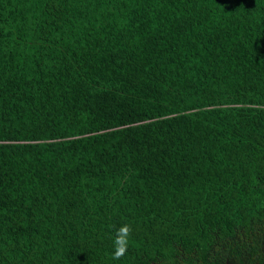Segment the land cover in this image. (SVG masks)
I'll list each match as a JSON object with an SVG mask.
<instances>
[{
    "label": "trees",
    "instance_id": "16d2710c",
    "mask_svg": "<svg viewBox=\"0 0 264 264\" xmlns=\"http://www.w3.org/2000/svg\"><path fill=\"white\" fill-rule=\"evenodd\" d=\"M0 264H264V0H0Z\"/></svg>",
    "mask_w": 264,
    "mask_h": 264
},
{
    "label": "clouds",
    "instance_id": "9594fccd",
    "mask_svg": "<svg viewBox=\"0 0 264 264\" xmlns=\"http://www.w3.org/2000/svg\"><path fill=\"white\" fill-rule=\"evenodd\" d=\"M133 234L131 224H123L116 229L115 238L113 241L114 251L112 259L119 260L126 255L129 249L130 238Z\"/></svg>",
    "mask_w": 264,
    "mask_h": 264
}]
</instances>
